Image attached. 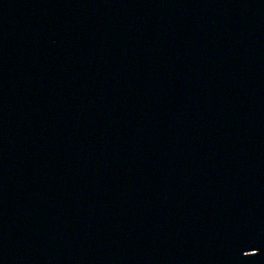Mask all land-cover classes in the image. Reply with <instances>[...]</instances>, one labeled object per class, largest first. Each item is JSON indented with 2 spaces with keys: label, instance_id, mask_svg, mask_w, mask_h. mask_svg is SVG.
<instances>
[{
  "label": "water",
  "instance_id": "95a60500",
  "mask_svg": "<svg viewBox=\"0 0 264 264\" xmlns=\"http://www.w3.org/2000/svg\"><path fill=\"white\" fill-rule=\"evenodd\" d=\"M0 264H264V0H0Z\"/></svg>",
  "mask_w": 264,
  "mask_h": 264
}]
</instances>
